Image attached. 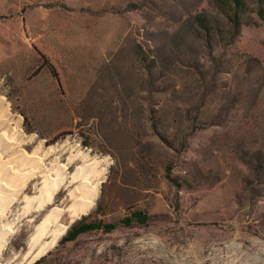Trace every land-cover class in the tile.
Listing matches in <instances>:
<instances>
[{
	"label": "rangeland",
	"instance_id": "obj_1",
	"mask_svg": "<svg viewBox=\"0 0 264 264\" xmlns=\"http://www.w3.org/2000/svg\"><path fill=\"white\" fill-rule=\"evenodd\" d=\"M257 10L245 0L234 35L212 0H0V94L36 142L68 139L103 160L93 206L69 226L115 225L60 242L68 227L37 264H264ZM21 200L0 264L39 246Z\"/></svg>",
	"mask_w": 264,
	"mask_h": 264
},
{
	"label": "bare ground",
	"instance_id": "obj_2",
	"mask_svg": "<svg viewBox=\"0 0 264 264\" xmlns=\"http://www.w3.org/2000/svg\"><path fill=\"white\" fill-rule=\"evenodd\" d=\"M46 142H36L34 133H24L20 119L0 94V251L14 229V221L7 219L10 206L21 197L18 215L35 211L31 221L39 220L29 239L30 250L39 246L25 264L48 252L69 225L93 206L105 171L103 160L79 143ZM32 180L34 193L29 195ZM61 192L64 195L57 204L55 198ZM64 215L66 223L60 221Z\"/></svg>",
	"mask_w": 264,
	"mask_h": 264
},
{
	"label": "trees",
	"instance_id": "obj_3",
	"mask_svg": "<svg viewBox=\"0 0 264 264\" xmlns=\"http://www.w3.org/2000/svg\"><path fill=\"white\" fill-rule=\"evenodd\" d=\"M218 7H220L221 9L225 10L227 16L229 17V20L232 22V27H233V34L236 35L238 33L239 30V26H240V17H239V13L242 12L244 6H245V0H212ZM258 2V14L260 16H263L264 18V0H257ZM198 21H200V24L202 26H206L205 25V18L203 17V15H198L197 16ZM49 69L51 70V72L53 73L54 76L57 77V72L55 71L54 67L52 64L48 65ZM132 216L133 218H135L138 222H145L146 219V215H144L141 211L139 210H135L132 212ZM127 220H129V218H125L126 222ZM101 226L109 231L112 230L115 225L112 223H106V224H99L96 223L94 221H79L76 222L74 224H72L71 226H69V229L66 232V235H64L62 237L61 241H65V240H74L76 239V237L83 232L86 231H90V230H94L97 228H101ZM41 258H39L38 260H36L35 262H33L32 264H37L40 260H42L44 258L43 256H40Z\"/></svg>",
	"mask_w": 264,
	"mask_h": 264
},
{
	"label": "water",
	"instance_id": "obj_4",
	"mask_svg": "<svg viewBox=\"0 0 264 264\" xmlns=\"http://www.w3.org/2000/svg\"><path fill=\"white\" fill-rule=\"evenodd\" d=\"M46 254V253H45ZM43 256V255H42Z\"/></svg>",
	"mask_w": 264,
	"mask_h": 264
}]
</instances>
